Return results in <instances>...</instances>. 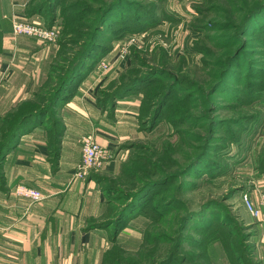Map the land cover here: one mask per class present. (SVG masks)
I'll return each mask as SVG.
<instances>
[{
    "label": "rangeland",
    "instance_id": "rangeland-1",
    "mask_svg": "<svg viewBox=\"0 0 264 264\" xmlns=\"http://www.w3.org/2000/svg\"><path fill=\"white\" fill-rule=\"evenodd\" d=\"M113 1L0 0V20L21 10L11 25L23 20L56 29L52 43L30 38L29 44L36 52L55 48L54 76L92 40L78 86L93 72L84 86L107 103L111 116L126 107L135 113L137 131L120 145V169L106 172L103 164L89 172L119 191L109 192L111 199L120 197L111 207L120 210L146 181L166 179L145 191L118 225L109 214L95 222L106 230L98 264H161L169 255L168 264H257L263 248L251 257L250 242L242 244L246 238L253 242L258 226L241 195L264 187V14L238 37L234 29H213L225 25L226 11L240 24L241 8L260 0H121L93 30ZM234 55L228 76L211 94ZM139 77L113 98V90ZM201 153L186 175L168 180ZM112 155L110 150L107 160ZM121 181L134 183V190Z\"/></svg>",
    "mask_w": 264,
    "mask_h": 264
},
{
    "label": "crops",
    "instance_id": "crops-1",
    "mask_svg": "<svg viewBox=\"0 0 264 264\" xmlns=\"http://www.w3.org/2000/svg\"><path fill=\"white\" fill-rule=\"evenodd\" d=\"M14 13L23 14L21 10ZM14 13L0 20V124L17 115L24 103L34 100L55 53L51 45L45 46V51H32L29 44L33 40L14 37L11 22L20 17H14ZM17 42L25 45L18 46ZM92 76L93 72L86 75L72 96L56 106L60 123L56 160L49 159L44 126H39L19 137L0 161V264L99 262V253L106 247V230L95 222L104 219L106 198L98 175L90 173L84 180L73 178L81 158L79 139L92 134L97 142L113 150L103 169L116 171L121 162L120 145L137 131V124L132 109H115L121 114L111 116L98 103L94 91L84 86ZM19 184L40 191L42 199L31 203L15 196L13 190ZM255 222L258 227L254 230L253 255L260 247L264 250V230L259 228L264 220ZM257 264H264V260L260 258Z\"/></svg>",
    "mask_w": 264,
    "mask_h": 264
},
{
    "label": "trees",
    "instance_id": "trees-1",
    "mask_svg": "<svg viewBox=\"0 0 264 264\" xmlns=\"http://www.w3.org/2000/svg\"><path fill=\"white\" fill-rule=\"evenodd\" d=\"M121 0H114L113 2L109 3L100 13L99 17L97 16V20L95 21V26L93 30L97 31L100 25L106 20L107 15L109 12L115 8ZM42 8V7H40ZM30 11H27V14L32 13ZM241 11L244 12L243 14V19L240 24H236L231 20V13L225 12L224 15H222L223 19L226 20L225 25L213 29L214 31H219L222 29H230L236 32V36L238 37L239 35H244L245 30L249 27V25L252 23V21L257 17L262 14H264V0H260L257 2L253 8L248 9L247 7L243 6L241 8ZM206 23H211V22H204L202 23L203 25H206ZM1 25V21H0ZM46 27H51L53 26L52 24H44ZM50 25V26H49ZM212 25H215V23H212ZM84 26V25H82ZM262 27H259V29ZM264 30V29H263ZM264 32V31H263ZM1 34V33H0ZM91 42L92 40L84 47L83 50L80 51L76 55V57H70L69 61L67 62V66H61V70L59 71V75L54 76L53 73L51 72L52 69V62L49 66V70L47 73V77L44 81V83L40 86L38 91L35 93L34 100L31 102H26L24 103L19 109V113L15 116L5 118L4 121L0 124V161L4 158L6 152L16 143L19 137L23 136L24 134H27L34 130L36 127L39 126H44V133L46 137V143L47 147L49 150V159L54 161L56 160L58 156V150H59V142H60V123H59V118L56 116V106L66 102L70 96L74 93V91L78 87V73L83 69L85 65V59L87 57L88 51L90 50L91 47ZM235 58L236 55H234L232 58L229 60L230 63L226 67V71L223 75V79L219 80L218 82L213 85L210 93L212 94L216 87L221 84L222 82L225 81L226 77L228 76L230 72V66L235 63ZM142 80L140 77L139 78H134L127 83H125L123 88H120L119 91L113 90L112 95L113 98L119 96V93L121 90H126L131 87H133L138 81ZM117 92V93H116ZM170 91L168 92V94ZM167 97H163L161 101V106L164 104L166 101ZM97 101L100 105H102L104 108L109 107L106 102H103L100 98H97ZM111 107H114L111 105ZM159 109L155 110L153 113V116L155 118L156 114L158 113ZM204 153H201L197 156H195L189 163L186 164L184 169L180 171L177 175L169 178L168 180H173L177 178L178 176L181 175H186L191 167L201 159ZM124 168V167H123ZM121 168V170H123ZM120 169V168H119ZM120 170V172H121ZM127 174V173H126ZM128 176V174H127ZM98 183L100 185V188L102 189L104 196L106 198V213L104 217H106L108 214L107 218H112L113 216H116L114 220V224L118 225L122 219L128 214L130 207L135 203V201L148 189L152 188L153 186L157 185L160 182H163V180L166 179H153V180H148L144 184H142V181H139L142 184L139 187L134 188L136 191L127 197V200H129V203L123 206L120 210L111 207L110 202L111 201H117L120 199H111L112 196L109 195V192L113 190L112 187H106L104 186L103 182L107 184V179H104V177H97ZM117 184V183H116ZM121 184L125 187H130L132 190L134 186V183H127V182H122ZM114 194L116 192H119L117 190H113ZM107 214V215H106ZM186 220L188 219H183V225H185ZM210 223L206 221L205 226L209 225ZM182 225V226H183ZM208 227V226H206ZM204 227V228H206ZM203 230V229H201ZM234 231H230L228 234H233ZM255 233V232H254ZM254 233H251L254 237ZM250 235V233L248 234ZM243 238V237H242ZM241 238V240H242ZM247 242H250V245H247V250L249 248L250 256L252 257V251L254 248V240L251 242L249 238L244 239L242 241V244H245ZM241 244V243H239ZM249 256V254L247 255ZM173 260L172 255H169L161 264H168ZM244 264V263H242Z\"/></svg>",
    "mask_w": 264,
    "mask_h": 264
},
{
    "label": "built area",
    "instance_id": "built-area-1",
    "mask_svg": "<svg viewBox=\"0 0 264 264\" xmlns=\"http://www.w3.org/2000/svg\"><path fill=\"white\" fill-rule=\"evenodd\" d=\"M14 37L24 36L35 39L41 44L52 43L57 38V31L54 27H46L42 23L29 21H14L10 29ZM120 57H124V51L120 52ZM106 64L101 62V68H106ZM81 158L73 172L74 179L84 180L92 169L101 167L110 157V150L97 142L92 134H84L80 137ZM13 194L26 199L31 203L42 199L40 191L19 184L15 186ZM241 204L245 211L255 220H264V187L258 191L243 192Z\"/></svg>",
    "mask_w": 264,
    "mask_h": 264
}]
</instances>
